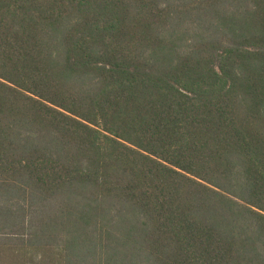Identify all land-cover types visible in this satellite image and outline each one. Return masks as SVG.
Here are the masks:
<instances>
[{
    "label": "trees",
    "instance_id": "trees-1",
    "mask_svg": "<svg viewBox=\"0 0 264 264\" xmlns=\"http://www.w3.org/2000/svg\"><path fill=\"white\" fill-rule=\"evenodd\" d=\"M0 264H264V0H0Z\"/></svg>",
    "mask_w": 264,
    "mask_h": 264
}]
</instances>
